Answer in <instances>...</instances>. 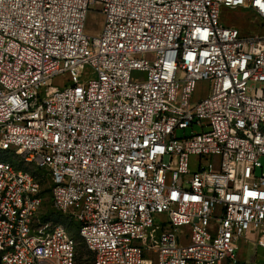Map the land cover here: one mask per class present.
Returning a JSON list of instances; mask_svg holds the SVG:
<instances>
[{"label": "built area", "instance_id": "2783aa9c", "mask_svg": "<svg viewBox=\"0 0 264 264\" xmlns=\"http://www.w3.org/2000/svg\"><path fill=\"white\" fill-rule=\"evenodd\" d=\"M224 9L264 27V0H0V264H77L56 216L91 264L264 250V35Z\"/></svg>", "mask_w": 264, "mask_h": 264}, {"label": "rangeland", "instance_id": "374dc122", "mask_svg": "<svg viewBox=\"0 0 264 264\" xmlns=\"http://www.w3.org/2000/svg\"><path fill=\"white\" fill-rule=\"evenodd\" d=\"M223 22L224 26L226 27H236L239 29L244 35L246 36H256V35H264V27L262 26V23L260 20H258L251 11L246 10H236L231 11L224 9L223 10ZM104 26V16L100 12L97 11H91L88 13L85 23V33L90 36H97L99 35ZM136 76V74L134 75ZM57 85H61V80L56 81ZM197 92L199 93L197 95H203L208 92V84L207 83H200L197 86ZM4 155H1L0 157H3ZM264 164V159L261 161ZM49 198V196H48ZM48 207H45L44 211L48 210ZM60 220V219H59ZM62 222V220L60 221ZM158 222V220H156ZM64 224V222H62ZM179 237L182 238L184 244L187 242V239L189 237V230L187 228H181L179 230ZM79 245L80 241L78 239ZM238 254L240 257V260L243 263L246 264H264V250L259 248L256 243H248L245 244L243 242L238 243ZM81 255L82 253H85V249L82 248V246H79L78 250ZM87 255H83L81 258V261H77V264H91L89 263Z\"/></svg>", "mask_w": 264, "mask_h": 264}, {"label": "trees", "instance_id": "16d2710c", "mask_svg": "<svg viewBox=\"0 0 264 264\" xmlns=\"http://www.w3.org/2000/svg\"><path fill=\"white\" fill-rule=\"evenodd\" d=\"M13 164H16V162H12ZM45 193H49V190H46ZM47 207H49V204H46ZM60 219V220H59ZM55 220L59 223L62 224V222H64V224H62L70 233L71 235L73 236V238L76 240L78 246H77V258H76V262L79 260L81 261V258L83 255H87L89 256L88 257V262L89 263H92V257H91V254L90 252L88 251L87 247L85 246V244L82 242L80 236H79V227L76 223L74 222H69L68 220H66L64 217L62 216H56L55 217ZM62 220V222H60ZM78 239L80 241V245H79V242H78ZM79 246H82V248L85 249V253H81L78 251L79 250ZM78 263V262H77Z\"/></svg>", "mask_w": 264, "mask_h": 264}]
</instances>
